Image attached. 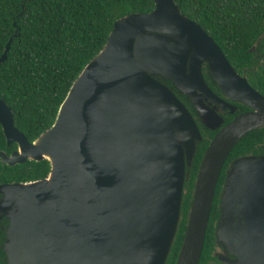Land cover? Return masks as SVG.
<instances>
[{
	"label": "water",
	"instance_id": "obj_1",
	"mask_svg": "<svg viewBox=\"0 0 264 264\" xmlns=\"http://www.w3.org/2000/svg\"><path fill=\"white\" fill-rule=\"evenodd\" d=\"M153 1L151 12L114 23L53 125L34 142L15 128L0 99L6 145H17L10 155L0 151L1 162L50 165L45 179L0 185V205L9 209L1 216L9 221L1 243L6 264H167L200 140L167 83L197 110L203 96L217 102L203 80L206 65L221 89L252 111L223 127L198 165L174 264L199 263L222 167L246 135L264 129V97L174 0ZM5 59L6 52L0 64ZM232 176L244 252L252 264H264V156L236 158L226 178Z\"/></svg>",
	"mask_w": 264,
	"mask_h": 264
},
{
	"label": "trees",
	"instance_id": "obj_2",
	"mask_svg": "<svg viewBox=\"0 0 264 264\" xmlns=\"http://www.w3.org/2000/svg\"><path fill=\"white\" fill-rule=\"evenodd\" d=\"M174 2L181 14L214 40L234 67L247 65L251 48L264 43V0ZM153 8V0H0V57L6 52V59L0 64V99L10 108L15 128L28 142H34L53 125L73 82L103 49L114 23L131 14L149 13ZM262 130L246 135L227 162L253 151ZM16 146L13 143L7 147L0 125V151L9 155ZM206 147L207 142L198 146L185 185L182 219L167 264H174L179 253L194 179ZM49 171L47 160H28L15 166L0 163V185L42 180ZM225 178L221 172L219 185H223ZM217 215L215 194L198 264L207 255ZM0 264H6L2 250Z\"/></svg>",
	"mask_w": 264,
	"mask_h": 264
},
{
	"label": "flooded vegetation",
	"instance_id": "obj_3",
	"mask_svg": "<svg viewBox=\"0 0 264 264\" xmlns=\"http://www.w3.org/2000/svg\"><path fill=\"white\" fill-rule=\"evenodd\" d=\"M251 52L252 55L247 65H241L235 67L232 66L231 64L230 65L240 77L246 79L247 83L252 89L257 91L262 97H264V43L259 46H256L253 50H251ZM201 73L207 88L217 99V102L211 99H207L203 96V99H201L202 106L198 108V110L195 109V107L192 105L190 99H188L186 96L182 95L181 93L177 92L176 89L174 88V85L172 83H169L171 84V86L169 87L173 90V92L176 94L179 100L183 99V102L181 100L180 101L188 109L200 134V140L196 141V154L194 155L193 160L197 155L198 146L200 144L207 142V146H208V144L213 139V137L223 127H225L228 123H230L235 117L252 111V109L246 104L242 103L239 100H234L231 97H229L221 89L219 84L212 79L206 65L202 67ZM259 135H260V142H258L257 145L254 146V150L245 153L243 155H252L254 157L264 156V129L261 131V133H259ZM16 149L13 151H16ZM11 153L12 152H10L9 155ZM203 153L201 154V158ZM240 156L238 155L237 157L231 159L230 162H227V160L225 161L221 170V172H223L225 176L232 162ZM0 163L3 164L1 162V159H0ZM222 190H223V185L222 184L219 185V183H217L215 194H217L218 215L213 223L214 225L213 232L210 236V241H209L210 244L209 247L207 248V255L203 258L201 264H252V262H250L249 255L244 252V247L246 242L243 240L242 235H241L242 236L241 242L239 241L237 243V241L235 242L231 241L230 243L231 248L227 247V244L222 243L219 239L218 226L221 216ZM7 226H8L7 221L0 216V251H1L2 239L7 230ZM216 227H217V233H216Z\"/></svg>",
	"mask_w": 264,
	"mask_h": 264
},
{
	"label": "rangeland",
	"instance_id": "obj_4",
	"mask_svg": "<svg viewBox=\"0 0 264 264\" xmlns=\"http://www.w3.org/2000/svg\"><path fill=\"white\" fill-rule=\"evenodd\" d=\"M198 97V96H197ZM230 168V167H229ZM233 176L232 178H226V183H225V188L224 191L221 193V216H220V222L218 226V234H219V239L222 243L227 244V247L231 248V241L237 243L240 241L241 242V233L238 230L237 226L239 225L241 215H239L238 207L239 205L237 203H231L230 196H229V190L236 189V183H233ZM227 184V185H226ZM3 201V197L0 194V204ZM0 216L3 215V213H9L8 208H2L0 205ZM231 212L233 214L231 215ZM231 215V216H230ZM6 220V219H5ZM7 221V224H9V221ZM8 227V226H7ZM239 231V232H238ZM216 233H217V227H216Z\"/></svg>",
	"mask_w": 264,
	"mask_h": 264
}]
</instances>
